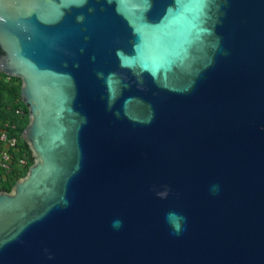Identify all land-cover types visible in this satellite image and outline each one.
Listing matches in <instances>:
<instances>
[{
  "label": "water",
  "instance_id": "water-1",
  "mask_svg": "<svg viewBox=\"0 0 264 264\" xmlns=\"http://www.w3.org/2000/svg\"><path fill=\"white\" fill-rule=\"evenodd\" d=\"M0 72V264H264V0H0Z\"/></svg>",
  "mask_w": 264,
  "mask_h": 264
},
{
  "label": "trees",
  "instance_id": "trees-1",
  "mask_svg": "<svg viewBox=\"0 0 264 264\" xmlns=\"http://www.w3.org/2000/svg\"><path fill=\"white\" fill-rule=\"evenodd\" d=\"M0 74L4 75L1 72ZM16 108H20L21 113H16ZM5 120L15 124L18 144L17 149L12 151L11 171L1 184L0 189H9L19 177L26 173L28 166L33 161L31 152L21 137V132L28 121V111L20 97V79L15 76H10L8 81H0V123ZM21 156H25L27 160V165L24 168H19L16 165L17 159Z\"/></svg>",
  "mask_w": 264,
  "mask_h": 264
},
{
  "label": "built area",
  "instance_id": "built-area-1",
  "mask_svg": "<svg viewBox=\"0 0 264 264\" xmlns=\"http://www.w3.org/2000/svg\"><path fill=\"white\" fill-rule=\"evenodd\" d=\"M9 79L10 75L0 74V81H8ZM21 111L20 108L15 109L16 113H21ZM15 129V124L6 120L0 123V186L7 179L12 168V151L17 149L18 144V134ZM16 165L19 168H24L27 165L25 156L19 157Z\"/></svg>",
  "mask_w": 264,
  "mask_h": 264
},
{
  "label": "clouds",
  "instance_id": "clouds-1",
  "mask_svg": "<svg viewBox=\"0 0 264 264\" xmlns=\"http://www.w3.org/2000/svg\"><path fill=\"white\" fill-rule=\"evenodd\" d=\"M177 215L178 214H176V213L169 212L168 214H166V219H171L172 217L177 216ZM121 225H122V222L120 220L113 221V227L114 228H119Z\"/></svg>",
  "mask_w": 264,
  "mask_h": 264
}]
</instances>
